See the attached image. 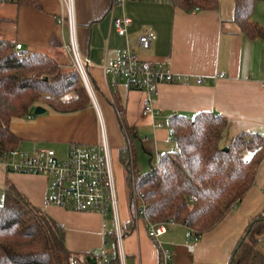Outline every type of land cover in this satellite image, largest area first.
Wrapping results in <instances>:
<instances>
[{"label":"crops","instance_id":"0c3cea01","mask_svg":"<svg viewBox=\"0 0 264 264\" xmlns=\"http://www.w3.org/2000/svg\"><path fill=\"white\" fill-rule=\"evenodd\" d=\"M37 1L40 7L3 2L4 31L0 39L20 43L23 49L47 53L65 68H71L72 56L67 48L70 28L67 22H59V18L68 13L65 1ZM234 9V0H220L217 9L190 12L171 2L129 0L120 4L116 0H74L79 48L92 61L88 74L94 98L91 97L89 107L70 113L37 103L33 114L15 119L11 124L13 132L21 138L20 148L32 152L49 147L60 158H65L73 144L100 143L103 124L114 167L116 162L117 172L126 185L122 169L126 167L119 158L120 149L126 145L119 109L124 113L131 135L132 168L136 173L151 169L155 153L160 155L175 148L169 119L177 114L192 117L201 111H211L225 116L228 120L222 141L225 146L242 132L264 133V38L243 34L234 22ZM125 15L132 22L127 35H121L114 22ZM253 18L264 27V1L256 4ZM147 31L155 32L157 38L149 49H140L136 40ZM129 45L141 58L188 76L180 82L158 85L152 100L153 114L144 113L149 97L146 91L104 70V64L121 57L118 49ZM37 106L46 111L35 114ZM137 139L141 140L143 148H136ZM142 155L149 157L150 167H144ZM9 182L64 225L65 242L70 251L88 253L91 261L97 257L106 243L101 213L47 204L51 180L45 175L0 167V197ZM118 199L119 222L124 235L121 250L118 243L108 242L111 255L117 257L112 264H160V248L149 235L147 222L132 212L125 189ZM263 210L264 160L244 199L213 230L194 242L192 248L187 240V227L178 223L171 225L161 237L162 246L173 251V264H224L250 219ZM113 229L114 223L113 228L108 225L106 232L109 234Z\"/></svg>","mask_w":264,"mask_h":264},{"label":"trees","instance_id":"16d2710c","mask_svg":"<svg viewBox=\"0 0 264 264\" xmlns=\"http://www.w3.org/2000/svg\"><path fill=\"white\" fill-rule=\"evenodd\" d=\"M18 5L40 7L37 0H12ZM264 0H234V22L250 38H264V27L253 18L256 4ZM186 11L217 9L220 0H171ZM0 39V159L19 148L21 138L11 124L33 114L42 102L70 113L92 103L79 73L65 68L51 55L16 48ZM119 123L126 145L119 158L126 167V186L132 212L147 221L174 220L201 238L221 223L255 183L264 160V133L242 132L227 146L222 144L228 120L211 111L169 119L175 148L160 154L144 173L132 168L133 144L124 113ZM0 207V264H91L88 253L70 251L62 223L33 204L14 183L3 189ZM108 240L117 245L113 229ZM109 255L112 262L116 256ZM84 259V260H83ZM224 264H264V210L250 219Z\"/></svg>","mask_w":264,"mask_h":264},{"label":"built area","instance_id":"2783aa9c","mask_svg":"<svg viewBox=\"0 0 264 264\" xmlns=\"http://www.w3.org/2000/svg\"><path fill=\"white\" fill-rule=\"evenodd\" d=\"M12 0H0V3ZM68 13L61 16L59 22H66L70 28V44L67 46L72 56L73 68L79 73L83 85L89 95L94 98V90L89 78L88 67L92 64L89 56L80 51L76 24L74 20V0H64ZM129 0H116L124 3ZM155 2H171V0H145ZM67 19V20H66ZM132 20L127 15L115 19V27L119 34L127 35ZM153 31L141 34L136 45L140 49H149L156 40ZM16 48L22 49L17 43ZM121 57L108 64H104L107 74H115L128 80L136 89L144 90L148 94L144 113L153 114L152 100L157 94L160 83H176L188 79V76L176 74L162 68L149 60L141 58L130 45L118 49ZM199 81H202L200 79ZM102 141L94 145L73 144L67 157L60 158L53 148L44 147L36 151H26L16 148L0 159V167L8 171L30 174H42L51 180L50 190L47 194V204L77 211H97L103 216V229L106 243L95 258V264H111L108 249V220L114 223L118 247L121 250L123 231L119 222L118 187L114 170V161L106 131L102 124ZM160 155H157V162ZM3 201L0 198V207ZM145 204L140 207L139 215L144 214ZM177 224L174 220L155 222L147 221V230L151 238L160 248V264H173V251L162 246L161 237L167 233L171 225ZM189 247L199 240L192 229L187 228Z\"/></svg>","mask_w":264,"mask_h":264},{"label":"rangeland","instance_id":"374dc122","mask_svg":"<svg viewBox=\"0 0 264 264\" xmlns=\"http://www.w3.org/2000/svg\"><path fill=\"white\" fill-rule=\"evenodd\" d=\"M4 4L5 3H0V33H2L3 31H4V29H3V24H2V22H1V19H2V16H3V13H2V10L1 9H3V6H4ZM1 37V36H0ZM90 96V95H89ZM90 98H91V96H90ZM91 101H92V99H91ZM135 146H136V148H143V143L141 142V140L140 139H137L136 140V142H135ZM145 154H147V153H145ZM142 157H143V155H142ZM145 162H144V167L146 168H148V167H150V164H149V157L146 155L145 157H143L142 158ZM157 164V155H156V153L153 155V157H152V166H155ZM117 163L115 162V167H114V170H116V173H117V179H118V182H117V187H118V197H119V195L121 194V192L123 193V191H124V189H125V192H127L128 193V188H127V186L124 184L123 185V181H124V178H123V181H121V173L119 172H117L118 170H117ZM145 168H143V169H145ZM123 169V177H124V173H125V175H126V170L124 169V168H122ZM140 171H143V170H141L140 169ZM120 178V179H119ZM125 187V188H124ZM108 225L111 227V228H113V223L111 222V220H108Z\"/></svg>","mask_w":264,"mask_h":264},{"label":"water","instance_id":"95a60500","mask_svg":"<svg viewBox=\"0 0 264 264\" xmlns=\"http://www.w3.org/2000/svg\"><path fill=\"white\" fill-rule=\"evenodd\" d=\"M46 111V109L42 106H37L36 109H35V114H41V113H44ZM89 262H91V264H95L96 260L93 259L91 261V258L88 259Z\"/></svg>","mask_w":264,"mask_h":264}]
</instances>
